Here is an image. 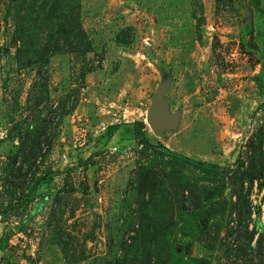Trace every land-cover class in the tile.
<instances>
[{"label": "rangeland", "instance_id": "obj_1", "mask_svg": "<svg viewBox=\"0 0 264 264\" xmlns=\"http://www.w3.org/2000/svg\"><path fill=\"white\" fill-rule=\"evenodd\" d=\"M263 102L264 0H0V264H264ZM137 121L229 168L210 204Z\"/></svg>", "mask_w": 264, "mask_h": 264}, {"label": "trees", "instance_id": "obj_2", "mask_svg": "<svg viewBox=\"0 0 264 264\" xmlns=\"http://www.w3.org/2000/svg\"><path fill=\"white\" fill-rule=\"evenodd\" d=\"M261 109H264V102L259 108H257V110ZM121 126L122 125H113L106 128V142H109L112 139L113 135ZM125 126L132 129L134 140L140 143L144 150L151 151L155 158L159 161L164 162L170 170L181 175L190 174L191 177L199 183H208L214 185L215 188L213 190L207 191L205 193L206 203L210 204L212 197L215 195V193L217 191H220V189L226 184L227 176L229 174V168H221L208 163L195 161L182 155L171 152L163 146L151 145L145 138V125L143 122L137 121L131 124H127ZM8 170L9 164L4 168V173L7 174ZM42 181L43 180H37V182ZM2 187L4 194L8 197V202L6 203V205H0V220L4 221L21 207V203L19 204L15 200V195L13 191L7 189L5 185H3ZM33 201L34 200H30L29 203H33ZM39 202L41 205L45 204L44 198H41ZM167 264L193 263L191 259L186 257L185 253L183 252V249L177 246L170 252Z\"/></svg>", "mask_w": 264, "mask_h": 264}, {"label": "water", "instance_id": "obj_3", "mask_svg": "<svg viewBox=\"0 0 264 264\" xmlns=\"http://www.w3.org/2000/svg\"><path fill=\"white\" fill-rule=\"evenodd\" d=\"M162 96L158 97L153 108L146 112V119L155 136H160L164 131L175 128L176 118L166 114V106L162 103Z\"/></svg>", "mask_w": 264, "mask_h": 264}, {"label": "bare ground", "instance_id": "obj_4", "mask_svg": "<svg viewBox=\"0 0 264 264\" xmlns=\"http://www.w3.org/2000/svg\"><path fill=\"white\" fill-rule=\"evenodd\" d=\"M146 124H147V126H148V128L150 129V131L152 132V130H151V128H150V125L148 124V122H147V119H146ZM152 134H153V132H152ZM154 135V134H153ZM155 136V135H154ZM156 137V136H155Z\"/></svg>", "mask_w": 264, "mask_h": 264}, {"label": "crops", "instance_id": "obj_5", "mask_svg": "<svg viewBox=\"0 0 264 264\" xmlns=\"http://www.w3.org/2000/svg\"><path fill=\"white\" fill-rule=\"evenodd\" d=\"M175 152V151H174Z\"/></svg>", "mask_w": 264, "mask_h": 264}]
</instances>
